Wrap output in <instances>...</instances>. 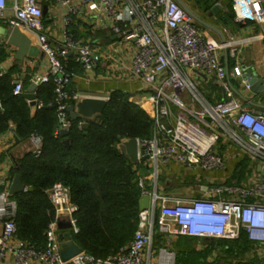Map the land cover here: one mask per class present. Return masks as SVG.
<instances>
[{"label":"built area","instance_id":"obj_1","mask_svg":"<svg viewBox=\"0 0 264 264\" xmlns=\"http://www.w3.org/2000/svg\"><path fill=\"white\" fill-rule=\"evenodd\" d=\"M58 3L62 28L57 44L44 30L37 0H14L11 13L7 12V0H0V20L9 29L16 27L29 35L48 59V72L29 75V81L35 87L53 82L55 135L69 127L68 105L86 96L67 90L75 73L67 71L59 57L71 52L85 72L102 66L101 74L108 78L140 83L138 90L128 93V100L152 121L150 137L135 138L137 162L147 167V173L138 176V185L141 194L149 196L148 206L139 210L137 228L124 247L104 258L81 249L63 260L58 220L66 219L73 232L77 231L73 217L76 206L70 201L68 187L55 182L48 189L54 218L44 232V245L36 247L16 236V201L5 186L0 189V264H175L171 242L178 235L233 240L244 234L264 257V108L251 107L250 100L235 93L234 88L246 98L247 79L242 78L236 87L231 79L240 72L228 70L220 59L222 50L234 56L237 46L250 37L230 35L222 42L212 41L176 0ZM231 7L236 21L264 25V0H232ZM78 18L87 22L92 32L104 30L110 37L108 42L74 36L68 25ZM99 74L94 76L102 77ZM23 76L16 78L13 94L24 92ZM204 80L220 88L222 97L210 101ZM42 106L35 98L34 107ZM31 137L37 154L41 137ZM231 160L244 161L245 169L250 170L243 182L216 179L213 172L235 168L229 166ZM169 171L177 175L181 171V181L186 175L204 179V194L163 191L157 185L158 177ZM155 231L160 235L158 244Z\"/></svg>","mask_w":264,"mask_h":264},{"label":"trees","instance_id":"obj_2","mask_svg":"<svg viewBox=\"0 0 264 264\" xmlns=\"http://www.w3.org/2000/svg\"><path fill=\"white\" fill-rule=\"evenodd\" d=\"M221 3L223 16L232 20V0ZM62 63L67 71L75 73L78 62L74 58L66 56ZM14 70L12 67L0 76V133L12 121L19 139L32 134L41 137L40 152L26 154L13 169L25 184L24 190L12 195L16 201V236L36 247L44 245V232L54 218L47 191L53 183L61 182L68 187L70 201L76 206L73 217L77 231L69 228L72 240L95 257L116 252L130 242L137 228L141 192L137 169L119 144L125 139L150 137L151 119L128 100L127 92L112 89L104 110L89 120L86 128L79 119H69L67 133L55 135L52 80L36 87V96L44 104L30 116L22 93L12 92ZM28 79L29 75L22 78L23 90ZM64 139H68L67 144ZM154 241L160 242L157 231ZM171 247L175 264H264V257L244 234L233 240L178 235Z\"/></svg>","mask_w":264,"mask_h":264},{"label":"crops","instance_id":"obj_3","mask_svg":"<svg viewBox=\"0 0 264 264\" xmlns=\"http://www.w3.org/2000/svg\"><path fill=\"white\" fill-rule=\"evenodd\" d=\"M37 1L42 9V23L44 30L50 35V39L53 44H57L60 40L62 28V8L59 5L58 0ZM188 1L190 2L189 5L186 2L184 3L188 5L206 23L214 27V29L209 28L194 21L196 26L201 31H203L204 35L210 40L215 42H222V36L227 39L230 35L242 39L250 37L249 40H246L245 42L240 43L237 46L236 54L234 56H232L225 50H222L220 52V59L222 63L228 68V70H237L238 72H240V76L231 79L232 83L236 87H239V83L243 78L242 76L245 73L246 68H250L256 75L264 79V25H260L253 21L238 22L234 19V13L232 20L224 17L223 12L225 8H223L221 0ZM13 3L14 0H7L8 13L12 12ZM214 5L219 6L216 11H212ZM68 28L70 29V31H72L74 36H91L93 38L100 39L103 44L107 43L110 39V37H107V33L104 30H96L94 32L90 31L88 23L79 18L77 19V21L74 20L73 22H71L68 25ZM10 30L11 29L6 26L5 22L3 20H0V76L7 73L12 67H15V70L12 72L13 82H15L16 78L19 75L46 74L49 69V62L44 54L43 56L38 55L36 57L24 56L21 60H18L16 58V47L7 42V35ZM27 36L31 38L29 35ZM31 42L35 45L32 38ZM67 56H71V58L73 59V55L71 54V52ZM65 57H59L61 63L63 59L65 60ZM102 71L103 67L100 66L98 68L85 72L81 65L78 64L74 78L67 85V90L78 92L86 96L105 97L110 94V91L112 89H121L130 94L134 93L140 87L139 82L131 81L130 79L116 80L108 78L101 74ZM85 73H88L87 76L84 75ZM95 73H100L99 75H101L102 77L94 76ZM30 84L31 82L28 79V86L24 89L23 93L31 92L29 90ZM36 87H34L32 92L35 94V98L39 99L35 93ZM204 92L210 101L214 100L215 98L222 97L221 89L210 85L205 80ZM243 94L251 102L264 104V90L259 93H255L253 91H250L249 89L243 91ZM23 98L30 107L29 115L33 116L35 111L40 108H35L34 104H30V101L28 99H26L25 97ZM250 106L260 108L259 106L252 104ZM15 127V123L9 121L6 130L0 133V189L5 186H8L9 189L13 176L17 173L13 170L17 160L21 159L29 153L36 154L34 152L35 145L31 137L32 135L25 139H19L17 137ZM133 164L137 169L138 176L140 174L142 175L141 168H146L144 175L147 173V167L141 165L140 162L136 161L135 163L133 162ZM228 164L231 168L232 166H235V168H232V170L228 168L226 173L213 172L214 175L217 176L216 179H226L227 182H230L231 179L235 178L238 182H243L246 178V174L250 173V170L245 169V164L235 163V161L233 160L228 162ZM253 171H256V169H254ZM162 174L163 177H158L157 185L165 192H175L178 194H182L185 191H188L189 193L197 196L200 195L198 194V192L204 194V179L202 178L186 175L185 180H182V182L181 179L183 175L181 171L179 175H177L178 173L170 171L163 172ZM174 179L180 180L178 181V183H176ZM189 185L191 187H189ZM195 189L199 191L196 192ZM61 220L67 221L64 218ZM69 228L71 227L63 226L62 228H58L59 233H70Z\"/></svg>","mask_w":264,"mask_h":264},{"label":"water","instance_id":"obj_4","mask_svg":"<svg viewBox=\"0 0 264 264\" xmlns=\"http://www.w3.org/2000/svg\"><path fill=\"white\" fill-rule=\"evenodd\" d=\"M179 5L192 17V19L201 25H205L209 28H213L210 24L206 23L203 19H201L188 5L184 3L182 0H176ZM218 5H214L212 11H216L218 9ZM44 11V8H43ZM7 42L16 47V58L21 60L24 56L36 57L43 56V53L39 51L38 47L31 42V39L22 32L19 28H12L7 35ZM225 38L222 36V41ZM247 79L249 84L250 91L255 93H259L264 90V79L258 75H256L250 68L245 69V73L242 76ZM35 85L33 83L30 84L29 90L31 92L23 93V97L30 101V104H34L35 94L32 92ZM234 91L237 95L243 98L245 101H248L237 89L234 88ZM106 99L101 97H92L85 96L74 103L69 104L67 107V111L69 113L68 119H79L81 121V126L86 128L88 126V121L98 117L105 108ZM250 104L259 106L260 108H264V104H257L249 101ZM61 134H66L67 129H61ZM63 142L65 144L68 143V139H64ZM119 148L121 152L127 154L132 162H136V155L138 151V145L135 138L127 139L119 144ZM141 152L144 154L143 157L147 158L144 149H141ZM25 189V184L22 182L20 174L16 173L13 176L9 187V193L11 195L18 193ZM204 189H206L204 187ZM149 201V196L147 194H140L138 198V208L139 210H143L147 208ZM58 228L71 227L69 221L58 220L57 222ZM58 242L60 244V255L63 260H66L73 255L77 254L81 251V248L72 240V237L69 232H60L58 234Z\"/></svg>","mask_w":264,"mask_h":264},{"label":"rangeland","instance_id":"obj_5","mask_svg":"<svg viewBox=\"0 0 264 264\" xmlns=\"http://www.w3.org/2000/svg\"><path fill=\"white\" fill-rule=\"evenodd\" d=\"M184 2H186L188 5H189V1L188 0H183ZM201 1V0H200ZM145 171H146V168H141V173H142V175H144V173H145ZM161 177H163V174H160V178ZM175 181H176V183H178V181L180 180V179H174ZM185 180V179H184ZM190 181V180H189ZM190 186V185H189ZM172 193H174L175 194V192H172ZM177 194V193H176Z\"/></svg>","mask_w":264,"mask_h":264}]
</instances>
